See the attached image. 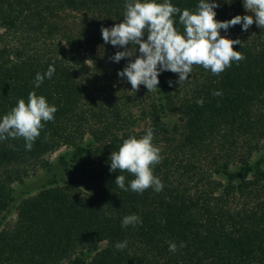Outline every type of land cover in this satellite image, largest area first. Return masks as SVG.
<instances>
[{
	"label": "trees",
	"instance_id": "1",
	"mask_svg": "<svg viewBox=\"0 0 264 264\" xmlns=\"http://www.w3.org/2000/svg\"><path fill=\"white\" fill-rule=\"evenodd\" d=\"M129 2L0 0V119L33 91L57 108L31 151L22 137L0 140V264H264V27L236 25L229 39L241 41L233 49L245 59L219 75L193 65L180 84L163 71L157 90L133 92L117 73L135 57L113 62L124 49L101 35ZM215 2L217 21L252 14L243 0ZM174 20L183 33L179 14ZM49 65L53 76L36 87ZM149 128L163 190L123 191L116 176L126 187L134 177L109 171L111 152ZM38 169L45 174L26 182ZM130 214L142 224L122 227Z\"/></svg>",
	"mask_w": 264,
	"mask_h": 264
},
{
	"label": "clouds",
	"instance_id": "2",
	"mask_svg": "<svg viewBox=\"0 0 264 264\" xmlns=\"http://www.w3.org/2000/svg\"><path fill=\"white\" fill-rule=\"evenodd\" d=\"M244 8L251 15H236L227 21L215 19V8L219 4L212 0H199L195 11L187 8L181 10L173 6L170 0L158 3L157 0H132L125 4V15L122 22L110 28H101L103 41L113 46L123 48L110 57L113 62L135 57L130 60L117 75L126 78L133 92L139 91L144 85L148 91L157 90L158 76L163 71L178 74L177 83L189 79L193 65H201L210 69L212 74L219 75L231 66L233 61L245 59L240 51L233 49V45H240L239 39L233 40L221 36V29L227 30L231 26L241 24L242 30L247 31L254 23L257 27H264V0H243ZM179 14V23L183 25V33L176 27L174 17ZM147 32L146 40L142 39ZM138 45L139 55H136ZM134 46V50L132 47ZM55 72L53 65H49L43 75L36 74L35 86L39 87L45 78L50 79ZM169 86L173 81H168ZM214 96H222L221 91H214ZM198 105L203 104L197 100ZM57 108L49 105L46 98L34 91L28 95L27 103L19 99L17 105L0 119V140L22 137L25 149L31 151L34 141L39 137L44 122L54 119ZM153 129L146 130V134L137 138L130 136L124 139L117 151L110 155V172H127L134 178L125 186L126 177L117 175L115 184L123 191H133L142 194L152 187L156 192L163 190L162 181L153 174V167L161 162L160 148L153 144ZM122 227L142 224L136 214H130L122 219ZM186 245L181 242L180 247ZM127 247L126 241L115 244L117 250ZM175 243H169V251L175 252Z\"/></svg>",
	"mask_w": 264,
	"mask_h": 264
},
{
	"label": "rangeland",
	"instance_id": "3",
	"mask_svg": "<svg viewBox=\"0 0 264 264\" xmlns=\"http://www.w3.org/2000/svg\"><path fill=\"white\" fill-rule=\"evenodd\" d=\"M242 26V22L241 24H239L238 27ZM236 25L235 26H231L227 32H225V30L221 29L220 31V35L221 36H226V38H232L234 36H237V28ZM64 151V149L62 148L61 150L57 151L56 153L52 154L50 157V160L54 161L56 159V156L59 153H62ZM45 174V171L42 169H38L35 175H32L31 177H29L26 182H36L37 179H39V177H42ZM14 189L16 191V196H18L17 194H19L20 192V186L18 184L14 185ZM16 220V214H15V210L12 209V212L9 214V216L7 217V219L5 220V223L7 224H12L13 222H15ZM82 260H76L74 259V261H72L71 263L68 261H65L63 264H82Z\"/></svg>",
	"mask_w": 264,
	"mask_h": 264
}]
</instances>
